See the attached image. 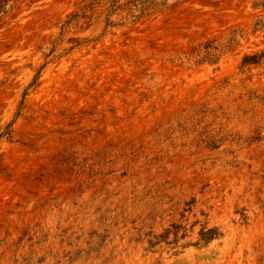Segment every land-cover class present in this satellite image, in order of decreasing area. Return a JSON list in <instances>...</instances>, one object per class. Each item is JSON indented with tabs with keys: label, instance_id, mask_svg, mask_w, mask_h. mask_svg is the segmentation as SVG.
I'll use <instances>...</instances> for the list:
<instances>
[{
	"label": "rangeland",
	"instance_id": "374dc122",
	"mask_svg": "<svg viewBox=\"0 0 264 264\" xmlns=\"http://www.w3.org/2000/svg\"><path fill=\"white\" fill-rule=\"evenodd\" d=\"M91 1L0 22V264H264L259 0Z\"/></svg>",
	"mask_w": 264,
	"mask_h": 264
},
{
	"label": "trees",
	"instance_id": "16d2710c",
	"mask_svg": "<svg viewBox=\"0 0 264 264\" xmlns=\"http://www.w3.org/2000/svg\"><path fill=\"white\" fill-rule=\"evenodd\" d=\"M100 0H92L90 3L84 5L81 8V12L73 13L69 19H67L63 25L61 26V34H64L71 25L74 24L75 21L78 20L79 17H85L86 10L91 7L95 2H99ZM110 2L111 9L109 11V16L107 17V27H112L115 25L114 21L110 19V15L117 11H125V10H136L139 11L140 14H145L151 10L157 9L160 6L168 5L169 0H127L123 2V0H107ZM10 0H0V22L3 16L8 11V5ZM257 7L264 8V0H259L256 2ZM131 16L135 17L137 14L131 12ZM141 15H138V17ZM255 30L264 31V17L258 18L254 24ZM234 40V38H231ZM226 51V47L216 44V40H208L205 44H199L198 47L194 49V51L188 56V61L198 64L205 60L212 61L214 59L219 58L221 54ZM245 64L249 63V57L245 58ZM36 79L32 84H35Z\"/></svg>",
	"mask_w": 264,
	"mask_h": 264
}]
</instances>
